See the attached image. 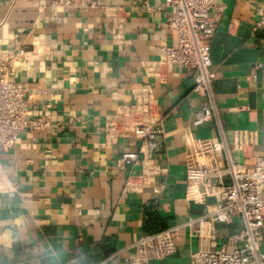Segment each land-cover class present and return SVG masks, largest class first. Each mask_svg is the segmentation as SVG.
<instances>
[{"label":"crops","instance_id":"0c3cea01","mask_svg":"<svg viewBox=\"0 0 264 264\" xmlns=\"http://www.w3.org/2000/svg\"><path fill=\"white\" fill-rule=\"evenodd\" d=\"M58 0H2L0 49H25L13 77L28 88L35 117L48 125L25 130L16 148L1 153L0 264H101L111 253L137 254L143 214L153 204L169 228L180 227L174 254L148 264H182L204 248H220L240 220L202 229L190 219L213 213L230 179L188 194L187 155L196 141L220 139L214 122L195 125L204 98L185 69L166 63L164 47L177 44L164 0H95L61 7ZM122 8L120 29L112 8ZM264 0H218L211 45L214 93L229 142L236 130L256 133L240 163L264 155V30L256 29ZM150 85L163 118L154 159L163 173L140 193L124 190L129 172L122 154L141 149L137 137L108 142L105 123L118 106L134 103ZM204 165V157L197 158ZM223 170L225 161L218 155Z\"/></svg>","mask_w":264,"mask_h":264},{"label":"built area","instance_id":"2783aa9c","mask_svg":"<svg viewBox=\"0 0 264 264\" xmlns=\"http://www.w3.org/2000/svg\"><path fill=\"white\" fill-rule=\"evenodd\" d=\"M2 0H0V3ZM218 0H164V5L173 8L167 23L175 32L176 46L162 49L166 63L185 69L193 83V91L204 98L196 114L194 124L199 126L208 121L215 123L220 139L217 141H196L187 155L189 192L196 193L197 186H214L215 175L225 173L230 182L222 192L218 208L204 217L190 219L187 225H198L196 234L202 236V229L214 225H227L234 219L240 220L237 234L228 238L220 248H204L193 253L182 264H264V155L253 165L240 163L236 152L246 153L256 144V133L236 130L233 141L229 142L224 132L218 109L212 67L211 45L217 24L211 17ZM61 7L97 6L95 0H58ZM113 23L120 29L124 20L119 18L122 8L109 10ZM256 29L264 30V11ZM25 49H0V155L16 148L21 133L25 130L41 131L48 125L42 117H35L30 105L26 85L13 77L15 65L21 61ZM105 133L108 142L115 143L121 138L137 137L143 141L141 149L122 154L117 167L140 166V173L129 172L124 190L140 193L148 188L159 175L162 167L154 159L159 151V139L163 133V118L158 110V100L153 88L148 85L136 95L134 103L118 106L116 112L106 119ZM222 155L225 168L218 165ZM198 157L207 162L202 165ZM2 164L0 162V170ZM180 227L167 229L155 235H146L137 242V254L124 257L123 253H111L101 264H148L150 258L162 259L175 253Z\"/></svg>","mask_w":264,"mask_h":264},{"label":"trees","instance_id":"16d2710c","mask_svg":"<svg viewBox=\"0 0 264 264\" xmlns=\"http://www.w3.org/2000/svg\"><path fill=\"white\" fill-rule=\"evenodd\" d=\"M170 219L159 215L153 204L145 207L143 214V232L146 235H155L169 228Z\"/></svg>","mask_w":264,"mask_h":264}]
</instances>
